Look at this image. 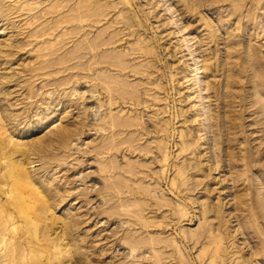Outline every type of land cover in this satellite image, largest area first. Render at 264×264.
Returning <instances> with one entry per match:
<instances>
[{"label": "rangeland", "instance_id": "374dc122", "mask_svg": "<svg viewBox=\"0 0 264 264\" xmlns=\"http://www.w3.org/2000/svg\"><path fill=\"white\" fill-rule=\"evenodd\" d=\"M128 1L0 0V194L9 204L6 193L21 192L32 216L37 200L48 201L43 217L56 238L41 242L38 261L27 248L25 259L0 264H264V115L255 113L264 83L254 89L264 74V3L246 6L255 19L227 22L232 5L214 0ZM102 43L113 49L106 65L123 64L118 79L130 84L117 94L132 127L111 145L93 127L99 101L84 77ZM112 147L122 153L107 155ZM17 165L39 184L21 186ZM188 166L189 182L212 177L214 190L185 205ZM211 203L219 209L203 215Z\"/></svg>", "mask_w": 264, "mask_h": 264}, {"label": "bare ground", "instance_id": "6f19581e", "mask_svg": "<svg viewBox=\"0 0 264 264\" xmlns=\"http://www.w3.org/2000/svg\"><path fill=\"white\" fill-rule=\"evenodd\" d=\"M214 1H216L217 3L223 4V5H227V6L232 5L233 8H231L229 11H226V13H227L226 18H228L226 20L227 22H229L231 20L233 21V19L238 20L239 22H242L243 20L250 21L251 15H252L253 19H255L257 17V15H256L257 12L252 14L250 9L246 10V6L248 4H253L254 2H258L259 6H261L264 3V0H261V1L251 0V2H246L245 0H214ZM257 9H258L257 11H259L260 7H258ZM132 11L133 10H131V9L129 10V12H132ZM88 34L89 33H87V32L85 33V35H88ZM109 45H110V43H102V45L99 47V49L98 48L95 49L94 50L95 52H93L92 54L89 55L90 59L88 61V68H87L88 73L84 76L87 79L86 81L88 83H91L90 85L92 86V89L89 90L90 91V93H89L90 98H93V99L97 98V100L99 101V103H98L99 105L97 108L98 112L94 113V116L96 114L95 117H98L97 118L98 120L96 121L97 123H95L94 126L93 125L92 126L95 128L96 131H99L102 133L103 142L106 145H108V144L111 145L112 140L118 141L120 139V135H121L120 129L121 128L132 127V124H130L127 121L122 119V114L125 111L124 103H126V102L121 103L119 101L120 96L117 94V93H120V94L124 95L126 93L127 87L130 86V84L128 82L121 84L120 80L118 79V75L123 74L124 71L126 70V68L123 64H117V63H108V65H106L107 63H106V61H104V59L107 57L108 54H110L113 51V49L111 50ZM195 66H196V68H198V66H200L198 60L195 61ZM96 69L99 71L98 74L100 76L97 75L98 77H96V74H97ZM195 73H196V78H195L196 80L202 78V72H201L200 67L197 69V71ZM263 83H264V74L262 73V75H261V73H259V81L254 86L255 93H262ZM114 84H117V85L113 86ZM99 85L101 87L102 93L103 94L105 93L108 95V101L106 103L101 101V95H100L99 90H98ZM257 103H260V102H257ZM60 104L61 103L53 104V106H50V108H49V110L51 109L52 112L49 110L48 111L51 113L55 112L56 106H59ZM48 107H49V105H48ZM48 107H47V109H48ZM261 107H262L261 111L257 110L255 112L258 116H260L262 114L264 115V104H262ZM48 111H47V113H48ZM107 116L109 117L108 121H106ZM43 124L44 123L42 122V119H41L38 121V123H37V125H35V127L30 126L28 128L27 132L35 131L36 129L41 128L43 126ZM92 130H94V129L92 128ZM147 134H148L147 129L144 128L142 130V135H147ZM56 135L58 137H60L61 139H63L65 133L63 132V130H60L58 132V134H56ZM3 139L5 140V138H3ZM1 145H4V143ZM193 146H194V141H193L192 137L191 138L187 137L183 141L182 149H183V151H190L191 147H193ZM113 151L120 152L121 150L120 149H114L113 147L108 148V151L106 152V154L110 155V156H116L117 153L112 154ZM121 153H122V151H121ZM164 153H165V151H164ZM163 162L164 163L168 162V157L166 155L163 157ZM196 164H197V168H198L197 171H201L202 169H204L199 162ZM3 166L4 165H2V162H0V173L3 170ZM17 166H18V168H17V179L19 181V184H21V186L22 185H24V186L25 185L26 186H29V185L35 186V185L39 184V182L35 181V180L32 181L31 184L28 183L26 181L28 179V175H27L24 167L22 165L21 166L17 165ZM211 169L212 168L210 167L208 171H210ZM191 170H192L191 167L189 168V166H188L187 168H185L181 172L186 178V181H184V184L189 185V186H186L181 191L182 196L184 198L183 201H184L185 205L189 204L188 200H192L191 195L199 193V194H201V196H204V195H208L211 191L214 190V189L212 190L211 188L208 187V185L209 186L213 185L212 177H210L208 179L207 183L205 182L206 181L205 177L203 179H199V180L189 182L188 175H190L191 172L190 173H188V172ZM194 170H196V169H194ZM131 174H132V176L135 175L133 172H131ZM258 181H259L260 185L263 184V181H261V179L259 177H258ZM203 188H205V189L203 190ZM262 189H263V187H261V190ZM14 191L15 190H13L11 188V191L6 193V194H10L13 196V199L11 200V203H9V204H5L4 200L6 199V196H2L0 194V220L4 226L2 232L0 233V247H2V245H5L6 247H8L7 250H6V248H4L5 253L2 255V260L0 263H6V261H8L12 258L19 260V261L22 259H25L26 257L29 256V254H27L28 252L26 253L27 248H29L30 253H31L30 259H32L34 261L35 260L38 261L43 256V253L38 248V246L41 245V242H43L45 240L48 242V244L50 246H53V241H55V239H56V238L50 239L49 235H48L54 227V221L49 223V222H47V219L45 217H43V213L45 212V208L48 209V206H47L48 201L43 200V199L37 200L38 204L41 208V209H39L41 211V213L33 215V216L32 215H26L27 213H25V212L23 213L21 207H27V206H29V204L25 202L24 195L21 192L15 191V192H17V193H15ZM259 195H260V199L263 196L262 201H264V193L259 191ZM53 196L55 197L56 194H53ZM14 198H17V199L21 200L22 202L18 203L17 201L14 200ZM194 201L199 202V199L197 198ZM10 206L17 208L15 210V212H10V209H11ZM50 207H51V204H49V209H50ZM215 209H219L218 206H215L214 203L213 204L211 203L203 209V211L205 212V213L203 212V215L210 213L211 210H215ZM19 221H21L24 224V228H23V225L19 224ZM64 225H67V224L65 223ZM219 226H221V225H218V227ZM212 228L210 229L211 231H209V234L210 233L213 234ZM208 230H209V228H208ZM216 230H218V228ZM216 230H214V231H216ZM66 231L67 230L65 229L64 232L68 233ZM202 235L204 237V233ZM214 235H216L215 232H214L213 236ZM27 236H29L30 238H28ZM67 236L68 235H66V237ZM60 237H62V236H60ZM60 237L57 236L58 239ZM200 237L198 238V242L200 240ZM210 237L211 236H209V238ZM62 239H63V237H62ZM62 239L60 238V241ZM214 239L212 237V240H214ZM205 240H208V238H205ZM57 242H58V240H57ZM62 242H64V241L62 240ZM208 242H210V240H208ZM2 249L3 248H0V252Z\"/></svg>", "mask_w": 264, "mask_h": 264}]
</instances>
